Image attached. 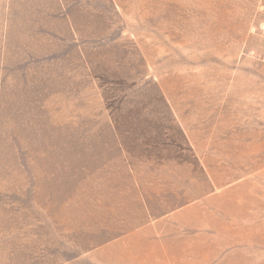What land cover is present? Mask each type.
I'll return each instance as SVG.
<instances>
[{
  "label": "rangeland",
  "instance_id": "374dc122",
  "mask_svg": "<svg viewBox=\"0 0 264 264\" xmlns=\"http://www.w3.org/2000/svg\"><path fill=\"white\" fill-rule=\"evenodd\" d=\"M0 264H264V0H0Z\"/></svg>",
  "mask_w": 264,
  "mask_h": 264
}]
</instances>
